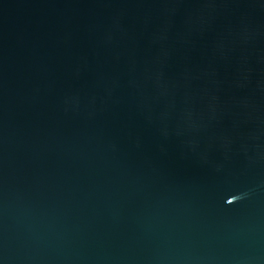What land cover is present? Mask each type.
<instances>
[{
  "label": "water",
  "instance_id": "obj_1",
  "mask_svg": "<svg viewBox=\"0 0 264 264\" xmlns=\"http://www.w3.org/2000/svg\"><path fill=\"white\" fill-rule=\"evenodd\" d=\"M0 264H264V0H0Z\"/></svg>",
  "mask_w": 264,
  "mask_h": 264
}]
</instances>
